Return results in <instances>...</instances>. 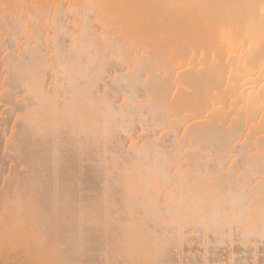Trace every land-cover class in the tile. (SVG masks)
<instances>
[{
  "label": "bare ground",
  "instance_id": "1",
  "mask_svg": "<svg viewBox=\"0 0 264 264\" xmlns=\"http://www.w3.org/2000/svg\"><path fill=\"white\" fill-rule=\"evenodd\" d=\"M0 264H264V0H0Z\"/></svg>",
  "mask_w": 264,
  "mask_h": 264
}]
</instances>
